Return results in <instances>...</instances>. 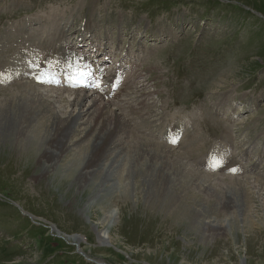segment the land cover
<instances>
[{
	"label": "rangeland",
	"instance_id": "rangeland-1",
	"mask_svg": "<svg viewBox=\"0 0 264 264\" xmlns=\"http://www.w3.org/2000/svg\"><path fill=\"white\" fill-rule=\"evenodd\" d=\"M23 22L27 27L40 22L61 29L73 25L72 31L65 29L63 43L70 48L75 42L83 44L79 48L91 54L86 55L90 61L100 63L103 55L94 49L100 52L107 45L105 52L111 56L102 68L120 71L122 86L117 79L120 87L109 97L103 90H81L124 114L135 132L124 138L125 144L135 145L133 135L138 134L179 153L185 150L194 168L222 180L218 185L237 187L232 178L264 181V0H0V38ZM59 87L41 85L38 90ZM0 88L10 89L3 83ZM10 95L0 90V98ZM63 96L73 99L68 92ZM50 100L63 116L75 107ZM91 119L79 123L70 144L81 143L61 161L64 166L75 165L86 150L90 138L83 137V129ZM176 119L186 126L180 123L184 138L179 145L166 142L156 129ZM6 128L0 132V264H264V193L259 201L247 199L253 229H232L219 236L205 231L201 216L191 211L201 199L206 201L203 213H217L224 221L222 211H212L214 196L209 198L196 186L183 192L164 185L148 190L137 175L122 188L125 194L115 193L111 208L103 211L110 219H100L98 210L91 218L82 217L80 206L90 191L75 195L69 186L73 174L61 187H55L54 180L36 182L35 145L29 152L19 150L23 137L10 125ZM223 130L232 135L229 142L222 141L226 145L219 143ZM189 132L198 133V139L186 146ZM218 147H228L229 153L214 151L226 156V166L216 170L211 168L214 159L206 154ZM238 165L241 171L233 170ZM124 166L115 176L117 184ZM250 190L256 192L253 186ZM182 193L188 194L186 199H178ZM107 225L113 226L111 244L97 238ZM58 230L67 236H57ZM72 235L81 241L70 243L67 237Z\"/></svg>",
	"mask_w": 264,
	"mask_h": 264
},
{
	"label": "bare ground",
	"instance_id": "bare-ground-1",
	"mask_svg": "<svg viewBox=\"0 0 264 264\" xmlns=\"http://www.w3.org/2000/svg\"><path fill=\"white\" fill-rule=\"evenodd\" d=\"M25 24L26 22H23L17 27L11 28L13 29L12 33H4V36L0 38V82L10 87V89L0 88V90L11 94L9 98L6 96L0 98V132H4L10 125L12 131L23 137L19 148L21 151L29 152L28 149L35 145L36 168L33 174L36 182L40 183L43 179H49L50 181L54 180L55 187H61L63 182L67 181L65 177L69 178L73 174L69 186L71 189L73 188L74 194L90 191L88 200L80 206V215L91 218L92 213L98 210L100 219L101 217L110 219L103 211L111 208L115 193L125 194V190L123 191L122 188L126 189L130 184V178H136V175L141 178V185L148 186V190H151L150 187L155 185V189L158 188V185H164L165 189L179 187L183 192L190 189L192 191V187L196 186L202 188L203 193L209 198L214 196L212 211L214 213L222 211L226 216L223 221L218 217L219 215L216 216L217 213L214 216L212 212L203 213L202 207L206 201L201 199L195 204L196 206L190 207L195 216H201L200 225L210 235L219 236L218 234L222 235L225 231L232 229L234 231L240 228L253 229L255 222H252L253 219L249 216L250 202L247 203V199L250 197L256 201L260 200V196L264 193V181L257 178L250 181V177L241 181H239L240 178H232L237 187L218 185L222 180L214 174L194 168L187 160L185 150L184 154L179 153L145 136H138V134L133 135L132 143L135 145L131 147L130 143L125 144L124 138L134 131L124 114H119L117 109L110 110L108 104L99 102L97 97H93L94 94L83 92L84 90L81 89L68 91V87L75 85V79L79 73L90 72L92 80L100 78L106 80V88L102 82H98L92 87L97 90L104 89V94L108 96L120 87L117 84L119 72L107 74L104 68L90 61V57L86 58L85 52L63 44V40L67 36L65 29L72 31L73 25H66L65 29L64 27L61 29L49 22L34 23L40 24L38 28H33L34 24L28 27ZM73 33L70 32V35ZM90 44L95 45L93 42ZM22 66H26L28 71H21L20 67ZM40 74H44L42 79L50 82H38L37 76ZM25 78L30 81L21 83L20 81ZM50 84H60L62 87L51 88L44 93L39 92V86ZM65 92L73 97L71 102L63 96ZM53 98L60 99L59 103L63 102L75 107L69 112L65 111V116L60 115L54 109L56 106L53 108V102L50 100ZM87 99H89V105L86 107L87 109H83L82 106ZM222 102L224 101H221L220 105ZM119 107L120 110L124 109L122 106ZM88 116L92 119L83 129V137L90 138L89 144L86 145V148L84 147L86 150H81L82 154L75 165L69 163L64 166L61 161L80 142L77 140L70 144L71 138L79 131V123H82L84 117ZM132 117L128 116V118ZM165 125L163 127L158 125L157 131H160L167 141L180 144L183 140L179 141L182 128L179 120H168ZM138 131L149 136L145 129H138ZM223 131L220 141L228 140L227 142H229L232 138L231 133ZM197 139L198 133L189 132V138L185 139L186 146L195 144ZM187 156H189L188 152ZM124 163L125 166L117 184L115 176L120 165L122 166ZM224 166L225 164L221 161L212 164V167L218 170L223 169ZM212 177H215L213 181ZM252 186L254 189L256 188V192L250 190ZM224 187H228L230 190L223 191ZM186 195L188 194L180 195L178 199H186ZM73 199L75 201L77 198ZM261 203L259 205H262ZM242 212L245 213L244 218L240 217ZM233 213L236 215H232ZM109 215L113 216L112 213ZM102 221L104 220L102 219ZM240 222H242L241 225ZM257 225L262 226V223L259 222ZM112 227L108 228L107 225L97 232L100 243L111 244ZM52 230H55L53 226ZM57 234L61 237L67 236L61 232ZM231 237L235 239L234 235ZM67 240L70 243H77L81 241V238L78 235H72L67 237ZM79 251L82 249H78Z\"/></svg>",
	"mask_w": 264,
	"mask_h": 264
},
{
	"label": "snow or ice",
	"instance_id": "snow-or-ice-1",
	"mask_svg": "<svg viewBox=\"0 0 264 264\" xmlns=\"http://www.w3.org/2000/svg\"><path fill=\"white\" fill-rule=\"evenodd\" d=\"M43 75H44V74H40V75H38V76H37V81L40 82V83L50 82V81H47V80L42 79V76H43ZM74 86H75V85H74Z\"/></svg>",
	"mask_w": 264,
	"mask_h": 264
}]
</instances>
